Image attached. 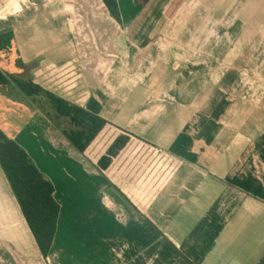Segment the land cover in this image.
I'll list each match as a JSON object with an SVG mask.
<instances>
[{
	"label": "crops",
	"instance_id": "1",
	"mask_svg": "<svg viewBox=\"0 0 264 264\" xmlns=\"http://www.w3.org/2000/svg\"><path fill=\"white\" fill-rule=\"evenodd\" d=\"M118 1L122 23L103 0H0V33L13 30L23 61H76L107 138L132 136L100 171L97 147L81 154L46 132L45 146L35 129L53 125L40 111L17 128L44 173L40 156L57 153L83 176L54 183L58 226L65 203L89 224L75 233L62 220L44 258L0 168L29 229L22 243L34 240L38 264H264V88L241 87L264 75L253 69L264 0H190L184 21L164 16L170 0ZM188 20L200 36L175 35Z\"/></svg>",
	"mask_w": 264,
	"mask_h": 264
},
{
	"label": "trees",
	"instance_id": "2",
	"mask_svg": "<svg viewBox=\"0 0 264 264\" xmlns=\"http://www.w3.org/2000/svg\"><path fill=\"white\" fill-rule=\"evenodd\" d=\"M103 1L110 14L122 23L119 1ZM149 1L135 0L141 5ZM184 2L171 0L164 16L172 18ZM79 68L76 61L60 71L50 63L38 67L26 64L20 56L13 30L0 33V98H9V94L14 93L29 100L79 153L87 155L90 147L101 149L96 164L103 171L129 144L132 136L119 132L113 138H107L105 133L109 121L86 108L88 92ZM0 111L7 113L6 109ZM12 128V123L0 121V168L43 257L47 258L58 228L60 204L54 196V183L16 140V129ZM7 197L8 201L4 198L5 202H0L1 207L9 209L6 210L7 220L20 225L28 235L24 217L14 197L10 193Z\"/></svg>",
	"mask_w": 264,
	"mask_h": 264
},
{
	"label": "rangeland",
	"instance_id": "3",
	"mask_svg": "<svg viewBox=\"0 0 264 264\" xmlns=\"http://www.w3.org/2000/svg\"><path fill=\"white\" fill-rule=\"evenodd\" d=\"M238 1H243V0H238ZM240 3L238 2V5ZM168 4L166 5V7L168 6ZM122 5L124 6V1L122 2ZM190 5L194 6L196 4L191 3L190 0H185V2L181 5V7L176 12V14L172 18H168V19L175 18L178 21L179 20L184 21V15L180 14V12L181 11L184 12L185 7L186 6L189 7ZM194 16L192 18H194ZM188 26L190 28H186L184 30L186 33L182 35V32H177V34L175 35L178 37L180 36L182 37L183 36H186V37L200 36V31L199 30L195 31V29H193V25L192 24L190 25V22ZM258 52H259L258 54L259 56H258L257 63H256L257 67L255 66L253 67V69H257L260 71V70H263V67H264V46H262L258 50ZM249 86L252 87L253 91L256 89L257 91L263 89L264 88V75L262 76L258 75L257 77H253V78L244 76L242 83H241V87L244 89V91L247 90V93L245 94V96L248 95ZM0 109L7 110V113L0 111V121L1 122L8 121L9 123H12L14 126V128L12 129L14 130L17 128H20L25 123H28V122L30 123L31 115H34L37 112V110L35 109V107L29 100H27L26 98H23L21 95H17L14 93L9 94V98L8 96L5 98H0ZM35 131H37V136L39 137V139H42L44 141L45 146L46 144L48 145V143L46 142L47 139L45 138V132H46L47 133L46 137L49 139V141H52L54 145L67 147V143L63 137V134L57 128H55L54 125L51 126L47 124L45 127L39 126L37 127V129H35ZM50 153H52V151H50ZM38 161L50 167L51 173L46 174L43 172L42 169H40V166H38L36 161L34 160L35 164L42 171V173L47 178H49L53 183H55V185H59V183L66 180L67 178H68L67 179L68 181H72L75 184H78L79 180L82 181L81 179H83L82 175L81 176L78 175L77 177L75 173V176H74L72 174L73 170L71 169V167L66 168L68 163H72L71 160L66 155H60L57 153H52L47 156L41 155ZM61 168H66V170L65 169L62 170ZM65 177L66 179H64ZM74 178H75V181H74ZM90 188L88 187V190ZM8 193H9V186L7 185L4 175L0 170V198H2L0 202L2 201V204L3 202H5L4 198L6 201L9 200V197L6 198V196H8ZM3 194L6 196L4 197ZM65 204L63 205V208H62V212H61L62 214H61V219L59 221L58 228L60 227V223L63 220L62 231L65 230V231H71V232L76 233L78 231L84 232V231L89 230V224L87 222V219L85 218V214L79 211V209H75L74 207H72L73 209L70 208L71 207L70 204L68 203L66 205ZM0 209H1L0 213L3 212V214H1L2 216L0 215V256L4 257L2 262L7 264V262L10 260L11 263H15V264L16 263L17 264H38V263H35L36 262L35 261L36 251L34 249H37V245L35 244L34 240H33V247L30 246L29 249H26V246L22 243L25 237V233L22 227L20 225H16L14 221H11L9 219L7 220L6 210L9 211L8 208L2 205ZM68 210L69 212H67ZM66 217L69 218V221L65 220ZM25 226H26V231L29 230L26 223H25ZM62 244H63V241H62Z\"/></svg>",
	"mask_w": 264,
	"mask_h": 264
}]
</instances>
